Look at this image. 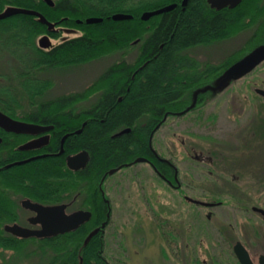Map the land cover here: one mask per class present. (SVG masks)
<instances>
[{
  "label": "trees",
  "instance_id": "1",
  "mask_svg": "<svg viewBox=\"0 0 264 264\" xmlns=\"http://www.w3.org/2000/svg\"><path fill=\"white\" fill-rule=\"evenodd\" d=\"M0 0V12L18 6L40 12L56 27L74 29L75 35L57 44L59 31H48L33 15L17 14L0 20V111L10 118L53 124L61 135L79 129L65 142L89 153L84 169L65 167L61 156H41L23 164L29 150H15L2 135L0 144V250L11 251L0 264H110L105 256L101 222H110L106 191L110 176L126 170L136 159H151L158 125L184 112L199 111L217 93L224 68L264 45V1L241 0L229 9L213 10L206 0ZM176 7L142 21L144 11L167 4ZM115 13L131 19L112 20ZM101 18L87 24L86 18ZM250 32L240 49L220 67L197 61L194 49L220 43ZM41 41V42H40ZM136 48L132 60L126 56ZM117 53L109 66L82 92L48 98L53 70L83 65ZM113 62V63H115ZM94 96L92 104L85 101ZM84 126H81L85 121ZM128 133L113 136L128 129ZM64 131V132H63ZM17 144L22 136L17 135ZM41 152V151H40ZM153 159V158H152ZM156 169L162 165L153 159ZM164 168L169 170L167 165ZM57 205L73 204L91 213L89 221L68 233L48 238L15 237L5 224H21L19 200ZM108 213V214H107Z\"/></svg>",
  "mask_w": 264,
  "mask_h": 264
},
{
  "label": "rangeland",
  "instance_id": "2",
  "mask_svg": "<svg viewBox=\"0 0 264 264\" xmlns=\"http://www.w3.org/2000/svg\"><path fill=\"white\" fill-rule=\"evenodd\" d=\"M58 31L60 38H51L49 44H57L64 38H70L71 34H76L75 31L66 33L63 29L56 32ZM249 34V31L241 32L215 46H199L195 49V53L201 55V60L204 62L224 61L232 52L240 49ZM130 53L126 56L128 60L134 58L136 48ZM119 58L120 55L114 53L83 65L46 73L45 77L53 82L47 97L82 92L104 72L110 63ZM212 58H217L218 61ZM7 60L0 58L1 70L6 69ZM254 88L264 90V63L243 78L230 83L226 82L218 88L215 96L207 101L208 104L201 110L200 118L204 117L203 120L194 121V117L184 116L174 121L173 117H170L155 133L153 148L160 155L171 159L174 155L178 158H183L180 154L186 156L190 145L197 154L212 156L215 173L209 176L211 183L225 182L223 185L216 184L218 189L216 187L214 189L225 191L229 201L227 206L214 209L216 220H220V224L228 221L240 222L236 228L237 236L248 243L250 249L257 254L264 251V231L260 228L261 218L250 211L243 215L236 207L249 201L253 204L259 202L264 207V187L256 183L258 178H264V134H262L264 133L262 130L264 129V99L255 93ZM94 100V96L90 97L83 106H89ZM196 115L193 114V116ZM192 133L194 135H191ZM188 160L184 161L183 167H188L189 163L194 166V163ZM195 166L204 165L195 164ZM233 179L236 182L231 184L233 182L230 181ZM107 182L105 193L111 203V217L105 231V256L114 255V259L120 264H136L137 256L134 254L141 251L142 253L138 255L148 259L151 257L153 260L152 257L157 255L158 244L148 223L145 222L143 228L137 233L143 239L141 247L138 236L133 234L135 221L154 219L153 213L145 209L157 203H164L160 201L161 191L157 189L160 184L155 179L153 169L145 162L136 163L126 170L114 173ZM142 189H146L147 194H143ZM230 194L235 195L231 197ZM138 211L142 214L139 215ZM208 228L212 237L217 236L213 228L210 226ZM11 254V251L0 250V263L2 256L6 258ZM138 260L141 259L138 258Z\"/></svg>",
  "mask_w": 264,
  "mask_h": 264
},
{
  "label": "flooded vegetation",
  "instance_id": "3",
  "mask_svg": "<svg viewBox=\"0 0 264 264\" xmlns=\"http://www.w3.org/2000/svg\"><path fill=\"white\" fill-rule=\"evenodd\" d=\"M206 2L208 3V0H206ZM209 7L211 6L209 5ZM211 8H212L211 9L212 12L210 13V15L213 16V10L214 9L218 10V9L213 7ZM225 8L229 9L234 7H223V8H219V10ZM45 44L46 42H44V45ZM216 44H218V42L210 45L215 46ZM193 56L197 61H203L201 60L202 59V57H200L201 55L200 56L197 55L195 51ZM212 59L215 61L217 60V58H212ZM222 63L223 61L213 63V65L216 67H220ZM120 64L121 63L119 62H115V63H110L109 66L112 65L115 67V66H120ZM232 64L226 66L223 69L224 71L222 73H224V76L222 77V79L219 80L218 88L222 87V85L225 84L226 82L230 83L237 80V79L229 80L226 78L225 73L227 71V68H229ZM260 98L264 99L263 97ZM207 104H208L207 102H203L199 106L200 108L199 111L184 112L181 113L180 115H174L172 117L174 121L179 120L181 117L184 116H191V118L194 117V121H197L199 119L203 120L204 117L200 118L201 110ZM193 114H197V115L193 116ZM25 122H29V123L33 122L42 126L43 125L51 126L47 130L43 131L42 134H33V135L25 134V133L18 134L14 132H7L0 127L1 142L3 135L7 137L10 142L13 141L14 152L15 150H22V151L29 150L30 156L27 157L26 159H29L34 156H40V157L61 156L63 159V163H65V167L70 169L68 167V164L66 163V157L76 155V153L81 151H85L84 149H77L78 147L77 145H71L70 143L71 141H69L68 144L64 141L65 137L69 134H71L72 137L74 138L75 135L80 132L79 129L72 130V128L67 127L65 132L63 131L64 133H62L59 136L57 135L59 131L55 130V125L53 124L39 123L37 121H25ZM85 122L86 120L82 122L81 126H84ZM160 128L161 126L159 124L157 131H159ZM262 130L264 131V129ZM121 131H118V133L114 134L113 136L115 137L123 133H128V131H130V128L128 131L119 133ZM262 134L264 133L262 132ZM17 135L22 136V139H20L21 140L20 144H17L18 141ZM191 135L194 134L192 133ZM24 144H27V148L20 149V147L23 146ZM190 146H191L190 150L186 152V156L180 154V156H183V158L180 157L178 158V156L175 155L172 157V159L165 158L163 155H160L155 148L152 150L153 155H151V157L157 160L161 165L166 164L169 170L165 169L164 165H162L161 170L156 169L152 158L151 159L145 158L146 160L143 161L147 163L151 169H153V172L155 174V179L158 180L160 184V187L157 188L161 191L160 201H164V203L163 202H161L160 204L157 203L151 205L150 207L148 206V208L145 209L153 213L152 216H154L153 217L154 219H152V221H147V219H145L143 221L134 222L135 225L133 228L135 229V231L133 234L138 236V241H140V247L142 243L141 241L143 239H141L139 237V234L137 233L139 232V230L143 228L145 222L148 223L147 225L151 229L152 234L155 235L156 244H158V250L156 251L157 255L156 257H152L153 260L157 258L155 261H153L151 257L148 259L147 257L145 258L138 255L139 253H142L141 251H139V252H135L134 254L135 256H137L136 264H240L236 252L234 251V246L237 243H241L244 250L247 251L250 260L253 261L254 264H259L260 261L259 258L262 255L264 256V251L256 254V252H253V250L250 249L248 243H245L239 239V237L236 234L237 232L236 228L237 225L240 224V222L238 223L236 221H232V222L228 221L225 224H220L219 223L220 220H216V214H214V209H217V207L227 206L229 201L226 198L227 195L225 194L226 192L223 190L216 191L218 187L215 185L216 184L223 185L225 182L211 183L209 176L215 173V168H214L215 166L212 165L213 163L212 156L209 155L203 156L202 154H197V152L194 149H192L193 148L192 145ZM86 152L88 153V151ZM209 153L211 154L210 151ZM185 158L189 159L188 160L189 162H193L194 166H192L189 163L188 167H183L184 161L187 160ZM195 164L198 165L203 164L204 166H195ZM231 166L234 167L235 165H231ZM230 169H232V167H230ZM70 170L77 172L81 169H77V170L70 169ZM230 182H233L231 184H234L236 180L233 179V181ZM256 183H258V185L259 184L263 185L264 187V178H258L256 180ZM214 187H216V189H214ZM141 192L143 194H147L146 189H142ZM233 195L235 194H230L229 196L233 197ZM25 199H29V198H25ZM25 199L19 200V207H21L20 208L21 226L37 229L39 227L38 224L32 225L29 222V219L35 215L34 212H32L27 208L22 207L21 205V202ZM74 200L75 198H73L68 202L58 203V204L66 205V209H65L66 214L83 210L82 208L77 207L76 205L73 204ZM108 202L110 203L109 199ZM236 207L240 209V213H242L243 215L248 214L249 211L258 215L259 218H261L260 228H262V230L264 231V217L262 213L259 212L260 209L264 210L262 204H259V202L258 204H253L249 201L245 204H241ZM145 210L143 212H145ZM203 212H205V214L202 215ZM137 213H139V215L142 214L140 211H138ZM110 214H111V209H110ZM142 216L139 217L142 218ZM105 223L106 222L103 221L100 224L101 225L100 230L102 231V234L104 236H106L105 231L106 228L108 227V225H106ZM246 223L247 225H250L248 222ZM209 226L213 228L212 230L216 232L217 236L212 237V233L211 231H209L208 228ZM263 239H264V234H263ZM105 251H106V247H105ZM106 257L110 264H120L118 260L114 259L115 258L114 255L106 256ZM138 258H140L141 260H138Z\"/></svg>",
  "mask_w": 264,
  "mask_h": 264
},
{
  "label": "water",
  "instance_id": "4",
  "mask_svg": "<svg viewBox=\"0 0 264 264\" xmlns=\"http://www.w3.org/2000/svg\"><path fill=\"white\" fill-rule=\"evenodd\" d=\"M46 4L53 6L54 3L52 0H43ZM188 0H182L180 5L184 7L187 4ZM241 0H208V3L211 7L219 8L223 7H236L240 3ZM176 7V4H167L164 7L157 8L153 11H144L140 16L142 21L149 19L155 15H159L166 11L172 10ZM23 14V15H33L37 18V20L47 26V30L49 31H57L56 23L48 21L44 15L40 12H37L32 9H25L21 7L7 6L3 11L0 12V20H4L8 17ZM132 15L127 13H115L111 16L112 20L122 21L123 19H131ZM101 22V18L91 17L86 18L85 23L92 24ZM66 33H71L74 29H63ZM41 42V41H40ZM44 46H49V43H46ZM264 61V45L259 46L258 48L253 49L252 52L242 57L241 60L233 63L226 71V78L229 80L237 79L243 77L253 71L255 67L260 65ZM255 92L264 97V90L261 88H255ZM0 127L3 128L7 132H14L18 134H42L43 131L47 130L51 126L39 125L36 123H29L25 121H20L10 118L5 113L0 111ZM123 130L119 133L128 131ZM1 143V138H0ZM27 148V144H24L20 147V149ZM40 156H34L29 159H25L23 161L13 162L12 164H7L5 167H11L13 165L23 164V162H27L30 160H34V158H38ZM88 153L86 151H81L76 153L73 156L66 157V163L68 167L72 170L85 168L88 160ZM146 159L143 157L137 158L136 162L145 161ZM22 207L27 208L34 212V216L29 219L30 224L39 225L37 229L23 227L19 224H5L4 228L7 232L12 234L13 236H17L19 238L27 239L28 237L34 238H48L51 236H56L63 233H68L69 231H73L80 227V224L87 222L90 220V212L79 210L72 213H65L66 205L57 204V205H42L40 203H34L29 199H25L21 202ZM259 210V209H258ZM259 212L262 213L264 217V210L260 209ZM234 251L236 252L238 261L240 264H254L253 261L250 260L249 255L246 250L242 247L241 243H237L234 246ZM259 264H264V256L262 255L259 258Z\"/></svg>",
  "mask_w": 264,
  "mask_h": 264
}]
</instances>
